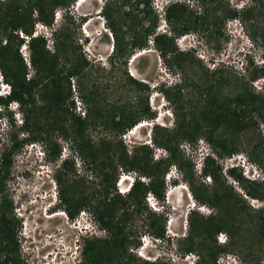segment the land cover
<instances>
[{
  "label": "trees",
  "instance_id": "16d2710c",
  "mask_svg": "<svg viewBox=\"0 0 264 264\" xmlns=\"http://www.w3.org/2000/svg\"><path fill=\"white\" fill-rule=\"evenodd\" d=\"M74 2L76 0H0V73L10 86L9 95L0 96V118L8 117L12 128L8 134L10 143H4L0 151V194H4L0 202V264H26L20 256L19 223L10 218L13 205L5 194L13 156L25 145L41 143L47 146L51 159L57 161L61 156L59 140L72 143L77 157L88 167L85 172L90 170L96 180L90 183L85 174L78 178L72 167L74 160H66L57 176L61 206L68 216L74 220L87 211L105 232L104 236L83 239L82 264H139L134 250L142 246L143 235L166 240V212L151 210L147 201L149 195L159 203L165 200V178L173 167L189 185L197 203L213 210L207 217L201 216L199 211L189 214L188 236L179 242L183 252L196 253L195 264H218L222 254L233 251L244 233L251 232L254 237L251 248L254 254L258 253L253 259L261 261L264 250L260 254L255 247L264 244V178L246 179L239 167L229 168L227 174L243 187L247 196L244 198L227 184L220 162L241 153V135L264 124V91L256 92L250 88L251 83L264 80V66L254 65L252 57L247 55V81L245 77L233 75L226 66L209 71L201 66L194 51L180 50L176 39L191 33L204 35L211 27L221 34L227 21L238 19L257 48L264 50V0H251L240 9L231 8L229 0H199L204 8L201 15L184 3L174 2L166 10L170 34L156 33L158 18L152 17L150 1L137 0V7L144 5L141 21L137 22L141 24V35L136 34L130 43L120 40V27L113 21L110 4H107L105 16L110 20L117 41L114 56L125 59L136 49L144 50L149 46V38L153 37L155 47L170 67L176 66L177 72L184 73L189 66L198 68L195 76L200 72L198 81L201 85L194 83L200 98H194L193 89L189 90L193 97L185 95L189 85L184 77L164 90L175 116L174 126L154 125L151 130L153 145L135 143L132 151L119 138L135 126L154 120L156 114L150 109L148 99L142 96L136 102L139 110L122 106L110 109L107 99L99 92L86 89L84 82L93 65L80 53L76 29L70 27L76 22L68 13ZM58 8L66 9L65 22L53 32L54 50L51 51L48 39L34 34L39 24L54 27ZM127 15L134 22L132 13ZM146 21L151 25L145 27ZM25 43L29 48L28 62L21 52ZM114 64L112 59V66ZM74 79L80 87L83 116L75 111L71 83ZM128 82L138 92H146L143 82L132 76H128ZM230 83L241 88L232 99L223 93ZM13 103H17L22 115L20 125L8 111ZM92 128H101V137L92 139ZM108 131L114 133V138L105 134ZM20 133L24 135L23 139L19 138ZM201 140L207 142L212 152L203 158L198 177L202 181L210 179L211 187L195 182L193 166L184 159L181 151L183 142L195 146ZM156 149L165 150L166 156L155 160ZM247 157L264 172L263 154L251 151L247 152ZM121 174L135 175L128 194L117 189ZM250 199L263 206L256 208L250 204ZM141 215L144 218L138 241L133 239L135 231L130 226ZM223 233L227 242L220 244L217 238ZM239 254L244 259L251 255L242 251ZM141 264L164 263L159 259H141Z\"/></svg>",
  "mask_w": 264,
  "mask_h": 264
},
{
  "label": "rangeland",
  "instance_id": "374dc122",
  "mask_svg": "<svg viewBox=\"0 0 264 264\" xmlns=\"http://www.w3.org/2000/svg\"><path fill=\"white\" fill-rule=\"evenodd\" d=\"M80 1L78 5L74 2L75 4L73 3L74 5L72 4L73 6H71L69 10L72 11L73 20L76 21L74 26L70 27L71 29H76V41L80 46V53L93 65L91 74L84 82V85L86 89H95L103 99H107L106 104L109 105L110 109L122 106L139 110L140 107L136 103L138 102V97L141 98L142 96L145 100L148 99L150 109L156 114V118L154 120L145 121L141 128L139 127L137 130L130 131L119 139L122 138L130 151L133 150L134 146L132 145L135 143H144L152 146L151 130L153 125L156 124L172 128L175 124V116L172 107L165 98L164 90L174 86L178 80L180 81V79L184 77L187 79V84L189 85L188 90H185L184 92L185 95L187 97H193L189 92V90L193 89L195 90L193 94L194 98L197 100L200 98L199 89L197 90L194 83L196 85H201V82L198 81L200 72L195 76V73L198 72L199 69H192V67L189 66L185 73L180 71L177 72V67H170L166 60L163 59L162 55H160V51L155 47L153 42V37L149 38V46L147 48L144 50L136 49L132 55L125 56V59H128L127 64H124L125 59L113 56L112 59L115 64L112 66L108 58L110 53L115 50L114 47H117V41L115 36H113V31L110 27V20L105 16L104 11L107 4H110L109 12L112 14L113 21L117 24V27H120V40H124L125 43H130L136 34L141 35V24L139 25L137 22L141 21L143 16L141 10L144 9V5L140 4L137 7V0H131L129 2L128 0ZM149 1L151 3L150 9L152 17L156 16L158 18L156 33L161 34L167 32L170 34L169 23L166 22L165 24V22L162 21V18H160V15L163 16L164 13L160 14L158 0ZM177 1L184 3L190 9L196 11L197 15L204 13V8L199 3V0H174L173 2ZM250 3L251 0H229L230 7L237 9L245 7ZM102 8H104L102 10V18L99 20L98 12ZM127 13H132V16L135 19L134 22ZM65 14L66 9L58 8L56 10L55 25L52 29L62 26L65 22ZM56 15L58 17L57 20ZM80 15H86V18H80ZM149 25H151L149 21L144 23L145 27H148ZM103 27L108 31L107 33H104ZM212 28L213 27H211L209 32H205L204 35L196 33L188 34L189 38L187 41H178L176 43L177 47L180 50H184V48L187 50L189 42L194 45V42L192 41L193 38L195 41L200 38L199 48L194 52L198 60L201 61V66L209 71H214L219 66H226L228 68L226 70L230 71L233 75H239V77L243 78L248 77V71L246 69L247 62L244 60L246 52H249L248 56L252 57L254 60V65L264 66V50L257 48L254 42L249 38L246 29L241 27V23L238 19L227 21L221 30V34H219V31H217L216 28ZM36 30L39 35L43 34L48 38L49 47L51 51H53L54 38L50 37L51 29L39 24ZM212 31L214 33L211 36ZM21 52L28 62L29 51L22 48ZM128 76H132L136 80L143 82L147 87L145 89L146 92H138L134 85L129 84ZM173 76L175 77L173 78ZM247 80L248 79L246 78L245 81ZM71 83L76 105L75 111L77 114L83 116L84 104L79 98V84L76 79L72 80ZM250 88L256 92L263 93L264 80L259 79L256 82L251 83ZM240 90L241 88L237 84L230 83L224 88L223 93L228 96V98L232 99L240 92ZM6 91H8V89ZM159 93L163 94H160L161 98L158 97ZM162 102L164 103L162 104ZM8 111H10L9 113L14 114L13 117L15 122L20 125L22 122V115L19 113L17 105L13 104ZM9 113L5 111L6 115H9ZM11 131L12 128L9 123V118H0V151L2 150V145L4 143H10L8 134H10ZM102 134L103 130L101 128H92L90 130V135L94 140L101 137ZM105 134L108 137L114 138L113 132L108 131ZM260 134H262V138ZM23 136L22 133L19 134V138L23 139ZM58 144L61 149V158L68 156L71 151H74L72 143L68 141L59 140ZM240 144L243 151L231 158L221 160L220 164L223 167V176L227 184L232 186L236 193L247 198L243 187L234 178L230 177L229 174H227V171L229 168L237 165L239 166L242 159V161L246 160L250 167L252 166L254 169H257V173L254 174L239 167L243 170V176L246 179L252 178L262 180L264 178V172H262V170L247 157V152L254 151L255 154H263L264 159V124L262 123L257 128L252 129V131L241 135ZM36 147L34 144L25 145L20 152L13 156L10 177L5 187V194L8 195L13 205L10 218L19 223L17 235L20 245L21 260L26 264H43L40 263V261H35L34 255H42L44 253L41 244L44 242L46 234H48L49 237H52L54 236V231H59L58 235L60 236H54L52 239V242L56 239L58 243L60 241L63 242L64 245L63 250L61 249V246L58 247L56 245L61 253H63L62 258L61 255H59L57 264H77L74 244L77 242L79 232L78 229L74 228V224L69 225V223L73 221L74 223H77L78 226H81L83 224L82 220L85 217L80 214L74 220L69 217V221L68 219H63V217L51 220H49L50 217H46L43 209L48 206L49 198L40 201L38 197L45 199V197L51 195L54 188L52 186H54V184H51L50 182L53 176L50 174V172H52L51 167L47 166V164L40 168V166H42L40 163L41 157L39 156L38 146ZM181 151L183 152L184 159L193 166L195 182L197 184L203 183L205 186L211 187L212 181L210 179L207 178L202 181L200 177H198L203 157L212 152L207 142L201 140L195 146L183 142ZM166 154L165 150L156 149L154 158L155 160L161 159L164 158ZM74 156H77L76 152L74 153ZM50 160L52 163L56 161L55 159L52 160L51 157ZM72 167L77 171L78 178L83 177L85 174L84 177H86L90 183L96 182L95 176L90 170H88V173L85 172L88 167L80 158H77L72 162ZM126 175L129 174H121L119 180V182L122 181L121 188L123 189H125L128 184V181L122 180ZM175 177L182 178L178 169L173 167L165 178L167 188L165 200L163 202L159 203L153 197H150V201H147L151 210L156 212H166L164 217H166L165 219L167 220V237L166 240L163 241L157 240L158 243L154 242L153 245L151 243L153 240H150L153 236L150 237L143 235L142 239H140L142 246L138 250H134L137 257L140 259L138 262L139 264H141V259L150 261L159 259L162 260L164 264H193L198 259L196 253L186 254L183 252L179 242L188 236V217L191 207H198L199 204L194 198L189 185L182 180L175 182ZM57 187L59 190V185ZM119 188L120 187L117 189L120 192ZM3 195L4 194H0V202H2ZM32 200H35V202L31 203ZM250 204L256 208L263 206V203L253 200H251ZM212 212L213 210L211 208L203 206L198 213L201 216L207 217L211 215ZM20 214L25 219L27 218L25 225L22 223ZM143 218L144 215L138 216L135 221L131 223L130 228H133L135 231L133 239L138 240L141 235L139 232H142L141 227L143 225ZM22 228L23 232L28 233V236H34L35 242L37 241L34 245H30V243L26 241V238L21 235ZM246 229L251 228L246 227ZM244 234V238L238 243L233 251H228L220 256L218 264H244L245 261V264H264V258L259 262L256 260L258 258L253 259L258 253L254 254L253 249L251 248L254 243L252 233ZM104 235V231L99 234V236ZM217 240L220 244L227 242L226 234H219ZM40 242L41 244H39ZM255 249L261 254L260 251L264 250V244L256 246ZM239 251H242L246 255L251 253V255L244 259V256L239 254ZM23 257L26 258V261Z\"/></svg>",
  "mask_w": 264,
  "mask_h": 264
},
{
  "label": "clouds",
  "instance_id": "9594fccd",
  "mask_svg": "<svg viewBox=\"0 0 264 264\" xmlns=\"http://www.w3.org/2000/svg\"><path fill=\"white\" fill-rule=\"evenodd\" d=\"M79 1L80 0H78V1H76L75 3H76V5H78L79 4ZM99 1V0H98ZM174 0H162V1H160V0H158V4H159V7H158V9L160 10V14L161 13H164V15L162 16V15H160V18H162V21H164L165 22V24H166V22H167V19H166V10H167V7L169 6V5H171L172 3H174L173 2ZM74 3V4H75ZM73 4V5H74ZM72 5V6H73ZM106 6V5H105ZM104 8H102L99 12H98V18H99V20H101V18H102V10H103ZM70 11V12H69ZM68 12H69V15H73V13H72V11L71 10H69ZM77 11V10H76ZM80 18H86V15H80ZM58 19V17H57V15H56V20ZM102 22V21H101ZM240 22V21H239ZM163 23V22H162ZM241 27L243 28V26H242V24H241ZM36 28H38V25H37V27ZM47 28H49V29H51V36L50 37H54L53 36V32H54V30H55V28L54 29H52L53 27H47ZM244 29V28H243ZM103 31H104V33H107L108 31L106 30V28L105 27H103ZM165 33H167V32H165ZM37 35H39L38 33H37V30L35 31V34H34V36H37ZM41 35H43V34H41ZM45 36V35H44ZM46 37V36H45ZM47 38V37H46ZM189 37H188V34L187 35H184V36H182V37H180V38H177L176 39V43L178 42V41H180V40H184V42H186L187 41V39H188ZM27 39V42H28V38H26ZM48 39V38H47ZM193 42H194V45H193V43H191V42H189V46H187V50H186V48H184V50L183 51H197L198 50V46L200 45V38H198V40H194V38H193V40H192ZM26 42V43H27ZM24 44L23 46H22V48L23 49H26V50H28L29 51V48H28V46H27V44ZM26 47V48H25ZM21 48V49H22ZM247 55H249V52H246V54H245V56H244V60H245V62H247V60H246V58H247ZM114 56V51H112L111 53H110V55H109V58H108V60H109V62L112 64V57ZM249 57V56H248ZM244 60H243V62H244ZM244 65V64H243ZM175 76H173V78H174ZM171 78V77H170ZM180 81L178 80L177 81V83H179ZM177 83H175V85L177 84ZM8 89V91H6ZM9 92H10V86L4 81V79H3V77H2V75H1V73H0V96H8L9 95ZM160 94H162V93H159V95H158V97L159 98H161V95ZM163 95V94H162ZM163 100H164V98H163ZM164 102H162V104H163ZM13 104H16L17 105V103H13ZM12 104V105H13ZM161 104V105H162ZM12 105H10V107H12ZM165 106H167V105H165ZM9 107V108H10ZM17 109H18V105H17ZM167 111H169V110H167ZM20 113V112H19ZM144 123L145 122H143V123H141V124H139V125H137V126H135L131 131H133V130H137L140 126H143L144 125ZM156 125V124H155ZM154 127V125L152 126V128ZM130 132V131H129ZM33 145V144H32ZM34 145H35V147L36 146H38V151H39V156L41 157V161H40V163L42 164V166H40V168L41 167H43V166H45L46 164H47V166H50L51 167V171L52 172H50V174H52V176H53V178H52V180H51V184H54V186H52V187H54L53 188V191H52V193H51V195L50 196H48V197H45V199L44 198H40V197H38L39 199H40V201H42V200H46L47 198H49V203H48V206H46V208H44L43 210H44V214H46V217H50V219L49 220H51V219H54V218H58V217H60V218H62L63 217V219H68V221L70 220V218H69V216H68V214H67V212H66V210L65 209H63L62 208V201H61V198H60V192H59V190H58V180H57V176H58V174H59V172H60V170L62 169V166H63V163L66 161V160H76L78 157L77 156H74V153H75V151H71L70 152V154L68 155V156H66V157H60L57 161H55L54 163H52L51 162V160H50V153H49V150H48V148H47V146H45V145H43V144H41V143H34ZM37 148V147H36ZM208 155V154H207ZM206 155V156H207ZM206 156H204V157H206ZM203 157V158H204ZM202 167H203V159H202V165H201V168H200V172H199V174L201 173V171H202ZM234 167H241V168H243L245 171L247 170V171H250V172H252V173H254V174H256L257 173V169H254V167H250L249 166V163H247V161L246 160H243L242 161V159H241V161H240V164H239V166L237 165V166H234ZM169 174V173H168ZM167 174V175H168ZM182 177V176H181ZM254 177V176H253ZM250 179H252V178H250ZM122 180H126V181H128V184H127V187L125 188V189H123V188H121V184H122V181H120L119 183H118V187H120L119 188V190H120V192L122 193V194H128L130 191H131V188H132V185H133V183H134V180H135V175H131V174H129V175H126L125 176V178H123ZM182 180V178L180 179L179 177H175L174 178V181L176 182V181H181ZM183 181V180H182ZM150 197H152L151 195H149V198H148V201H150ZM51 198V199H50ZM35 202V200H32V202L31 203H34ZM202 207L203 206H199L198 205V207L197 206H195V207H191V211H190V213L191 212H193V211H201V209H202ZM28 212V211H27ZM189 213V214H190ZM21 215V214H20ZM81 216H83V217H85L82 221H83V224L81 225V226H78L77 225V223H74L73 221L71 222V223H69V225H72V224H74V228L75 229H78V232H79V237H78V239H77V242L74 244V252H75V255H76V260H77V264H82V261H83V259H82V242H83V239L84 238H89V237H94V236H99V234H101L103 231L99 228V226H98V224L96 223V221H95V219L92 217V215L91 214H89L88 212H86V211H83L82 213H81ZM21 217V220H22V223L25 225L26 224V221H27V218L25 219L22 215L20 216ZM67 224H68V222H67ZM44 230V229H43ZM44 231H46V230H44ZM58 233H59V231H54L53 232V235L54 236H57L58 235ZM21 235L24 237V238H26V241L27 242H29L30 243V245L32 244V245H34L36 242H35V239H34V236H28V233L27 232H23V228H22V232H21ZM54 236H52V237H49V235L48 234H46V238L44 239V242L41 244V242L39 243V244H41V247H42V249H43V251H44V253L41 255V254H37V255H34V258H35V261H40V263H43V264H57V259L59 258V255H61V258L63 257V253H61V251L58 249V247L59 246H61V249L63 250V248H64V245H63V242H60L59 241V243L57 242V240L55 239L54 240V242H56V243H54V242H52V239L54 238ZM60 235H58V237H59ZM150 240H153V241H151V243L154 245V242H156V243H158V241H157V239H155V238H152V239H150ZM39 242V241H38ZM58 247H57V246ZM48 246V247H47ZM47 247V248H46ZM49 248V249H48ZM42 251V252H43ZM41 255V256H40ZM196 262V261H195ZM195 262L193 263V264H195Z\"/></svg>",
  "mask_w": 264,
  "mask_h": 264
},
{
  "label": "bare ground",
  "instance_id": "6f19581e",
  "mask_svg": "<svg viewBox=\"0 0 264 264\" xmlns=\"http://www.w3.org/2000/svg\"><path fill=\"white\" fill-rule=\"evenodd\" d=\"M81 2V1H80ZM140 128H141V126H140Z\"/></svg>",
  "mask_w": 264,
  "mask_h": 264
}]
</instances>
